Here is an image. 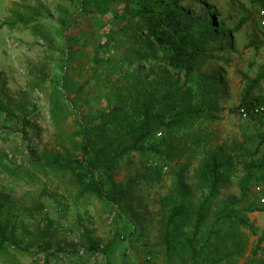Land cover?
I'll return each mask as SVG.
<instances>
[{
    "label": "rangeland",
    "instance_id": "1",
    "mask_svg": "<svg viewBox=\"0 0 264 264\" xmlns=\"http://www.w3.org/2000/svg\"><path fill=\"white\" fill-rule=\"evenodd\" d=\"M175 1L215 26L199 74L215 84L216 100L180 134L188 149L182 158L170 163L133 153L120 160L114 179L128 195L112 207L94 197L77 200L68 176L39 172V181L26 184L6 167L34 172L36 162L69 145L64 140L80 122L151 88L165 94L183 76L132 17V0L107 8L91 1L94 14L79 0H0V102L26 112L13 120L0 115V211L17 224L14 240L25 250L9 248L20 264H192L179 249L168 257L165 220L176 201L196 217L206 200L196 246L205 245L219 264H264V112L245 116L239 109L246 99H264V0ZM57 105L65 109L62 125L51 113ZM208 150H221L227 162L213 193L198 176ZM43 190L58 192L62 205ZM88 239L98 251H89Z\"/></svg>",
    "mask_w": 264,
    "mask_h": 264
},
{
    "label": "trees",
    "instance_id": "2",
    "mask_svg": "<svg viewBox=\"0 0 264 264\" xmlns=\"http://www.w3.org/2000/svg\"><path fill=\"white\" fill-rule=\"evenodd\" d=\"M91 1L100 2L107 8L127 0H79L87 14L97 11L90 9ZM131 14L142 23L149 39L163 53L170 68L183 76L184 82L170 83L166 86L165 94L159 88L148 89L143 97L131 99L120 106L113 105L108 110L98 112L93 120L80 122L79 129L64 140L69 145L61 144L62 152L36 162L34 172L6 167L12 179L27 184L39 181V172L52 173L60 178L68 176L76 189L77 200L94 197L115 207L128 195L114 179L122 158L133 153L152 154L171 163L188 152L186 145L180 142V134L205 117L216 100L215 84L210 78L199 74L210 59L209 47L215 41V26L209 18H191L175 0H132ZM9 101L7 104L0 102V115L13 120L18 112L26 114L22 104ZM261 107H264V99H246L239 109L251 115L254 109ZM64 112L61 105L51 111L60 125L65 122ZM160 134H163L162 138L158 137ZM224 158L221 150H208L199 167L198 176L207 182L211 193L221 183L220 175L227 165ZM250 178H254L253 173H250L247 181ZM259 179L264 180V173ZM42 193L62 205L58 192L43 190ZM208 201L200 206L196 217L191 207L183 201H176L169 210L165 220L164 242L170 259L179 249L190 256L192 264H219L206 252L205 245L201 248L196 246L206 221ZM42 209V204L35 207V210ZM259 210L264 212V208ZM253 211L257 209L247 210L248 213ZM221 215L228 219L231 217L224 215V212ZM11 219L4 217L0 211V260L9 258L13 264H20L9 247L25 249L14 240L17 224ZM240 221L247 225L244 220ZM263 241L264 238L260 243ZM87 242L89 251H98V246L91 239ZM49 249L47 247L46 251Z\"/></svg>",
    "mask_w": 264,
    "mask_h": 264
},
{
    "label": "built area",
    "instance_id": "3",
    "mask_svg": "<svg viewBox=\"0 0 264 264\" xmlns=\"http://www.w3.org/2000/svg\"><path fill=\"white\" fill-rule=\"evenodd\" d=\"M260 17L262 19L261 25L264 26V11L260 12ZM241 111H242V113H244L245 116L249 115V113L247 111H245V110H241ZM253 111H254L253 114L263 113L264 112V107L256 108ZM261 204L264 205V198L261 199Z\"/></svg>",
    "mask_w": 264,
    "mask_h": 264
}]
</instances>
